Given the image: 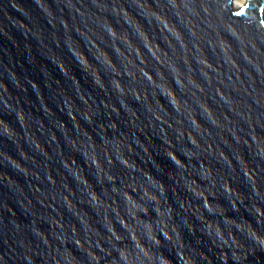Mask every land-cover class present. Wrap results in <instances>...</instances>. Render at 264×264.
Segmentation results:
<instances>
[{"label": "water", "instance_id": "95a60500", "mask_svg": "<svg viewBox=\"0 0 264 264\" xmlns=\"http://www.w3.org/2000/svg\"><path fill=\"white\" fill-rule=\"evenodd\" d=\"M0 264H264V0H0Z\"/></svg>", "mask_w": 264, "mask_h": 264}, {"label": "bare ground", "instance_id": "6f19581e", "mask_svg": "<svg viewBox=\"0 0 264 264\" xmlns=\"http://www.w3.org/2000/svg\"><path fill=\"white\" fill-rule=\"evenodd\" d=\"M233 6L239 8L244 6V3L240 2V0H233Z\"/></svg>", "mask_w": 264, "mask_h": 264}, {"label": "rangeland", "instance_id": "374dc122", "mask_svg": "<svg viewBox=\"0 0 264 264\" xmlns=\"http://www.w3.org/2000/svg\"><path fill=\"white\" fill-rule=\"evenodd\" d=\"M246 1H247V0H240V2H242V3H244V4L246 3Z\"/></svg>", "mask_w": 264, "mask_h": 264}]
</instances>
